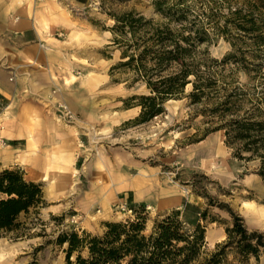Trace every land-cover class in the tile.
Masks as SVG:
<instances>
[{
    "label": "rangeland",
    "instance_id": "obj_1",
    "mask_svg": "<svg viewBox=\"0 0 264 264\" xmlns=\"http://www.w3.org/2000/svg\"><path fill=\"white\" fill-rule=\"evenodd\" d=\"M203 1L186 0L190 5L189 15H202L206 11ZM214 1L213 11L221 15V21L229 9L239 6L245 9L242 0ZM65 8L70 15L80 18L69 38L74 49L81 55L88 53L92 77H106L105 84L92 96L95 119L89 125V150L96 155V160L97 149L112 151L109 163L112 171L117 165L116 157L122 154L121 159L127 165V179L122 180L120 193L110 197L113 200L94 204L89 215L79 217L70 207L55 215L47 216L38 210V213L22 216L24 225L19 231L0 237V264H66L65 246L55 244L59 233L74 230L100 235L105 222L132 218L129 208L138 205L145 206L146 232H150L154 220L172 210H179L181 219L192 228L199 220L198 213L205 210L206 219L200 221L205 227V243L199 261L226 241V229L232 226L230 213L226 208L217 207L218 203L227 204L238 214L247 230L264 234V181L255 173L258 162L235 159L224 143L223 131L204 135L207 125L205 118L197 113L199 106L191 105L187 97L171 100L165 104L163 114L146 123H133L139 107H129L125 101L133 95L147 94V90L132 81V74L112 69L119 62L120 53L111 46L112 34L108 29L114 23L113 15L128 12L159 19L161 14L156 11L154 0H87L83 5ZM248 42L241 45L246 47ZM232 50L228 41L219 38L209 46V55L220 60ZM258 62L259 73L247 74L236 69L235 62L229 60L224 74L233 73L236 84L249 93H256L264 87V55ZM190 90L191 85H188L184 95ZM74 121L75 116L66 123ZM95 164L92 176L101 183L105 180V169L102 162ZM115 182L112 178V183ZM205 194L211 199L203 197ZM101 198L107 199L108 195ZM227 259L238 264L230 249ZM246 264H264V252L257 258L250 256Z\"/></svg>",
    "mask_w": 264,
    "mask_h": 264
},
{
    "label": "trees",
    "instance_id": "obj_2",
    "mask_svg": "<svg viewBox=\"0 0 264 264\" xmlns=\"http://www.w3.org/2000/svg\"><path fill=\"white\" fill-rule=\"evenodd\" d=\"M242 2L245 9H229L222 21L213 11L214 0L202 2L206 10L202 15H189L186 0H154L159 19L135 12L113 15L114 23L108 30L120 60L112 69L132 74V81L147 90V94L125 101L129 107H139L133 123H146L163 114L167 102L187 97L205 118L204 135L223 131L232 156L242 162H258L255 173L264 181V87L249 93L236 84L233 73L224 74L229 60L247 74L260 71L264 0ZM219 38L233 48L220 60L209 55V46ZM245 41L249 42L243 47ZM188 85L191 90L184 95ZM203 197L211 199L206 194ZM45 206L41 184L27 181L22 169L0 172V237L19 231L24 225L22 216L38 213ZM217 207L228 210L232 226L226 229V241L202 261L205 227L200 221L206 219L205 210L198 213L199 220L192 228L181 219L179 210H172L154 220L146 232L145 206H132V218L105 222L100 235L63 231L55 244L65 246L66 264H233L227 259L229 249L238 264H246L250 256L257 258L264 252V234L247 230L227 204L218 203Z\"/></svg>",
    "mask_w": 264,
    "mask_h": 264
},
{
    "label": "crops",
    "instance_id": "obj_3",
    "mask_svg": "<svg viewBox=\"0 0 264 264\" xmlns=\"http://www.w3.org/2000/svg\"><path fill=\"white\" fill-rule=\"evenodd\" d=\"M86 1L0 0V172L20 168L27 181L41 184L47 206L39 212L47 216L70 207L89 215L127 179L122 154L112 171V151L97 149L96 160L88 147L92 96L106 77H92L88 53L74 49L69 38L80 18L65 8ZM59 102L75 116L72 124L58 118ZM97 161L105 169L101 183L92 176Z\"/></svg>",
    "mask_w": 264,
    "mask_h": 264
},
{
    "label": "built area",
    "instance_id": "obj_4",
    "mask_svg": "<svg viewBox=\"0 0 264 264\" xmlns=\"http://www.w3.org/2000/svg\"><path fill=\"white\" fill-rule=\"evenodd\" d=\"M56 111H57L59 119L65 121V122H71L73 120L74 115L72 114V112L68 109V107L64 103H62V102L57 103ZM0 143L2 145L5 144L2 139H0ZM74 218L75 217L72 216V222H75Z\"/></svg>",
    "mask_w": 264,
    "mask_h": 264
}]
</instances>
